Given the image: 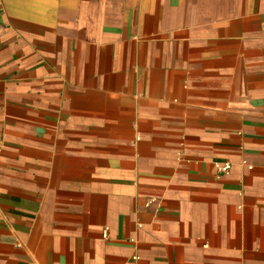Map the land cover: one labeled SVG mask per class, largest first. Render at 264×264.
<instances>
[{"label":"crops","instance_id":"1","mask_svg":"<svg viewBox=\"0 0 264 264\" xmlns=\"http://www.w3.org/2000/svg\"><path fill=\"white\" fill-rule=\"evenodd\" d=\"M0 264H264V0H0Z\"/></svg>","mask_w":264,"mask_h":264},{"label":"built area","instance_id":"2","mask_svg":"<svg viewBox=\"0 0 264 264\" xmlns=\"http://www.w3.org/2000/svg\"><path fill=\"white\" fill-rule=\"evenodd\" d=\"M229 167H230V165H229L228 163H225V164H223L222 166H219L218 168H219L220 170H222V171H225V170H227ZM133 258H134V259H137L136 256H133Z\"/></svg>","mask_w":264,"mask_h":264}]
</instances>
